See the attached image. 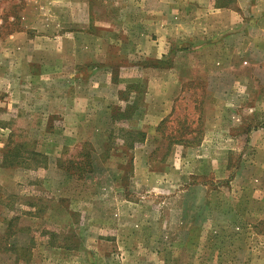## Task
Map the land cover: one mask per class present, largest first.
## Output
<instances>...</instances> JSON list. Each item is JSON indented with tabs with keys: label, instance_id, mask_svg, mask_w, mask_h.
<instances>
[{
	"label": "rangeland",
	"instance_id": "1",
	"mask_svg": "<svg viewBox=\"0 0 264 264\" xmlns=\"http://www.w3.org/2000/svg\"><path fill=\"white\" fill-rule=\"evenodd\" d=\"M216 1L229 5L219 13L220 20L234 11L237 21L264 23V0ZM198 2L0 0V166L26 168L12 178L13 171L0 172V178L10 185L6 193L0 187V264H264V218L252 215L264 204H246L250 216L242 217L246 212H242L246 207L242 197L238 201L224 183L217 192L210 188L213 195L209 190L207 201L202 202L206 193L198 190V158L192 152L184 156L186 145L181 162L177 161L182 173L164 176L172 165L164 140L156 142L150 156L135 155L133 163L127 149L117 156L104 154L93 159V143L71 145V140L62 138L66 123L51 118L53 112H59L58 103L67 106L65 96L50 98L52 93L65 92L74 83L88 84L92 92L99 82L102 86L94 95L98 99L99 92L100 96L110 93L107 82L114 80L121 65L136 63L156 69L172 65L198 74V46L203 45L206 52L221 47L209 35L206 42L198 43V17L205 13L198 11ZM247 4L255 7L248 9ZM133 24L148 26L143 29L149 30V39L155 44L158 37L163 38L168 53L160 59L134 57L136 43L130 38L135 33L129 36ZM240 24L233 39L236 49L259 48L258 27L243 31L248 26ZM34 25L36 29L31 27ZM127 32L128 37L123 38ZM86 37L94 40L84 41ZM72 69L79 73L71 75ZM109 71L112 76L107 75ZM146 78L134 82L140 92L146 87ZM188 93L166 128L171 135L181 133L186 142L192 141L188 138L192 131L198 138L199 131L192 122L198 119V88ZM258 93L261 97L264 90ZM99 100L101 104L102 98ZM150 100L161 103L139 93L133 108L123 111L126 100H121V108L112 115L125 120L126 113L133 116L131 124L140 127ZM106 101L110 103L109 98ZM98 103L92 107L93 114L99 113ZM93 114L85 119L80 135L90 134L91 129L103 142L108 137L111 147L115 135L125 134L117 128L129 122L99 121ZM43 135L50 140L55 135V144L43 145L41 151L46 154L36 151ZM52 158H61L68 173L65 177L57 172L59 181L65 182L58 188L54 172L45 171ZM101 163L106 170L98 173L94 168ZM244 190L253 195L251 187ZM8 192L20 195L10 198Z\"/></svg>",
	"mask_w": 264,
	"mask_h": 264
},
{
	"label": "crops",
	"instance_id": "2",
	"mask_svg": "<svg viewBox=\"0 0 264 264\" xmlns=\"http://www.w3.org/2000/svg\"><path fill=\"white\" fill-rule=\"evenodd\" d=\"M247 5L248 9L255 7V4ZM228 9L229 5H220L216 0L206 4H202L200 0L198 2V11L205 12L198 17V37H200L198 43L203 44V42H206V37L209 35L211 41L221 44V47L219 51L212 49L206 52L202 50L203 45L198 46V74L195 76V70L176 69L172 65L156 69L157 67L139 66L136 63H132L120 66L118 74H114L115 81L107 82L111 86L110 93L104 92L100 96L99 92L97 95L98 99L94 95L97 94L96 89L102 86H100L99 82L96 87L92 86V89H94L92 92L88 84L81 86V83L80 85L74 83L65 92L52 93L54 96L50 98L56 95L61 98L65 96L64 100H66L65 104H67L66 107H62L58 103L59 112H53L55 114H52L53 117H51L56 119V121L60 120L66 123L64 125L65 133L62 138L65 136L66 139L71 140V145L81 142L86 145L87 142L93 143L94 149L91 153L93 159L95 156L100 159V156L104 154L117 156L123 149H127L132 155V163L133 160L136 161L135 155L139 156L149 153L148 156H150L156 142L164 140L170 150V156L167 160L169 162L170 158L173 159V162L172 159L170 161L172 165L167 166L166 173H163L164 176L182 173L177 170L181 168L177 161L181 162V156L186 145L184 156L186 153L188 155L192 152L198 158V165L193 163V166H198V190L206 193L202 202L207 201L210 188H214L215 192H217L216 188H219V184L224 183L230 185L232 192L237 195L238 201L240 196L242 197V202L245 205L252 203L264 204V95L260 97L258 93L259 89L262 88L264 90V23L263 21L256 23L237 21L233 14L234 11H228L231 12L230 17L220 20L219 13ZM240 23L248 26L243 31L248 30L250 26L258 27L257 34L260 37L259 40L262 41L259 44V48L253 51L236 49L233 39L236 36V32L240 30H235V27H240ZM31 27L36 29L35 25ZM147 27L137 26V24L131 26L129 36L135 33L130 39L136 43L132 53L134 57L140 58L143 56L160 59L168 53L167 46H162L163 38L161 37L157 38L158 44H155L154 40L149 39V30L143 29ZM222 31L226 32L222 33ZM24 32L28 33L27 31ZM31 33L29 32V35ZM126 35L123 38L128 37V32ZM93 40L94 37H86L84 39V41L90 43ZM124 40L128 41L129 38ZM79 67L86 69L84 66L79 65ZM94 69L97 70L98 67L96 66ZM69 73L75 75L79 71L72 69ZM98 73H101L100 69H98ZM107 75L112 76V71L107 72ZM124 75H129L130 77H124ZM132 75H136V77ZM143 78L148 81L144 91L140 92V88L137 87L138 84H134V82L137 81L138 83ZM195 88H198V119H194L192 122L193 124H198L199 139L197 142L182 143L180 141V143H175V139H172V137L181 139L183 135L181 133L171 135L166 128L179 104L187 100L189 90H194ZM139 93H146L154 101L158 98L161 103H156V101L153 103V100H150L146 115L144 114L142 117V125L136 128L131 124V121L133 123V116H128V114L124 113L125 120H123L124 118L119 120L113 115L114 110L121 108L122 101L125 102L126 100L125 106L122 108L123 111L133 108L137 104V102L134 104V101H138ZM99 98L103 100L102 105L98 103L100 101ZM107 98L110 99V103H105ZM113 100L115 102H112ZM96 103H98L100 110L99 113L96 114L94 112L93 114L92 107ZM126 107H128L127 110H125ZM109 110L110 112H108ZM89 114L100 117L99 121H120L122 123L127 121L129 125L124 128H117L119 132L123 131L125 134L119 133L115 135L113 144L109 147L108 137H106L105 133H103L104 137H106L104 142L101 137L97 138L90 128V134L86 133V136L80 135V131L84 133L85 119ZM194 133L192 131L188 138L195 139ZM51 136L54 137L52 140H50L49 135H43V142L40 144L41 148L36 151L40 152L45 149L43 145L49 142L55 144V135ZM188 148L190 149L188 150ZM41 153L43 152L41 151ZM43 154H46V152ZM61 155L63 156V151H60L59 157H62ZM52 160V165L46 169L43 167V170L45 169L46 173L54 172V186L58 188L59 186H64L65 182L61 183L59 181L60 178L56 177L58 176L57 172L65 177H67L68 173L65 171L64 166L61 165V158H52ZM173 166L179 167L173 168ZM204 166H208V168L205 169ZM22 168L26 169L21 166L2 165L0 166V172L6 174L13 171L10 174L12 178L20 174ZM94 169L98 173L106 170L102 163ZM29 174H31V170H29ZM19 181L24 182V180H17V183ZM18 186L25 188L24 185ZM0 187L4 193L10 191V185L6 179L2 180L0 178ZM249 187L253 190V195L244 190ZM213 190H210V192L212 193ZM9 193L8 196L10 195ZM17 195L20 194L18 193L16 196L10 195L9 197L17 198ZM249 208L250 206L246 205L242 209V212L246 211L242 217H246V213L250 216ZM252 215L263 219L264 207L260 208L259 211L253 212Z\"/></svg>",
	"mask_w": 264,
	"mask_h": 264
},
{
	"label": "trees",
	"instance_id": "3",
	"mask_svg": "<svg viewBox=\"0 0 264 264\" xmlns=\"http://www.w3.org/2000/svg\"><path fill=\"white\" fill-rule=\"evenodd\" d=\"M200 134V132L198 131V135ZM173 139H175V143H180V141L183 143H185L186 142V140H184V139H179V138H173ZM198 139L199 138H196L195 140H192V141H188V142H197L198 141ZM187 143V142H186Z\"/></svg>",
	"mask_w": 264,
	"mask_h": 264
}]
</instances>
